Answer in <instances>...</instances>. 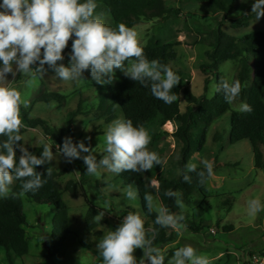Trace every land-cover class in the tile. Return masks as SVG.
<instances>
[{"label":"rangeland","instance_id":"1","mask_svg":"<svg viewBox=\"0 0 264 264\" xmlns=\"http://www.w3.org/2000/svg\"><path fill=\"white\" fill-rule=\"evenodd\" d=\"M164 2L167 7L176 9L179 13L166 20L142 21L133 28L137 31L138 39L143 47L153 36L160 39L163 44H175L174 51L177 53V58L175 61H170L169 66L181 74L180 83L177 86L180 88L181 111L184 113L187 104L182 90L185 87L197 97L206 95L209 98L212 85L216 83L213 81L210 84L209 92L206 94L204 86L207 76L201 71V66L208 63L206 44L216 22L212 20L205 3L197 0H164ZM252 3L253 0L237 3L231 15L226 17L223 27L226 33L240 38L264 31V17L257 22L255 19L251 21L248 28H234V20L252 14ZM99 16L107 25L113 27L112 18L108 12ZM217 18L222 19L223 15L219 14ZM70 50L71 39L64 50L65 60L62 62L65 66H68L67 53ZM126 66L130 64L127 62ZM238 66L239 60L229 61L219 67V72L231 81ZM52 76L54 72L48 71L44 77H37L31 84L19 85L23 98L29 101V107L26 108L29 116L33 119L40 118L48 121L58 137L63 134L67 137V114L77 109L79 102L82 101L83 114L76 119L73 142L83 141L86 146L93 149V152L82 153V155L94 154L99 161L104 155L101 153L104 148V130L111 122L101 110V100L109 97V92L104 87L107 84H96L88 71L84 72V79L77 82H62L51 78ZM123 77L124 73L116 69L113 81ZM8 78L12 86H17L19 81L14 80H19L20 74L15 78L9 75ZM42 81L45 84L44 87H42ZM251 81L249 75L247 88ZM42 91L60 94L66 98V103L63 105L37 103L36 99ZM109 103L112 102L109 101ZM231 109L233 112H240L239 103H232ZM230 116L229 112L209 127L202 151L194 149L189 163L200 167L203 166L201 163L203 159L214 162V176L207 182L205 198L195 195L190 201L183 200L187 206V210L183 213L185 215L183 222L193 226L195 231L186 227L175 244L159 247L165 256L170 250L190 244L198 250V254L206 255L210 264H247L250 255L264 252V211L256 216L247 214V201L250 198L259 197L264 201V145L261 147L263 168L256 169L250 142L230 143ZM121 117H123L121 111L117 109L114 119ZM177 126L178 124L169 122L164 126L154 124L148 129L152 137L148 146L149 150L157 152L164 160L163 167L157 166L169 179L181 174V144L175 136ZM23 131L25 147H41L46 142L53 145L52 150L54 155L56 154L58 142L47 137L42 128L24 127ZM218 136L222 138L220 141H216ZM50 164L58 172L70 166L66 174L57 180L62 198L69 208L70 234L64 238L60 228L55 231L56 212L52 205H39L23 198L24 214L28 221L26 230L29 254L19 258L12 252L8 253L0 249V264H103L96 245L108 231L115 230L129 212H139L145 221V229L148 230V234L151 233L152 222L142 211L139 194L134 201L125 200L122 191L126 186L117 175L101 169V176H88V181L84 184L82 169H86V165L82 159L68 163L61 155ZM70 181L79 186L76 197L67 190ZM153 181L155 180H151V185L157 187L158 183L155 181L156 184H153ZM14 186L13 182L9 195ZM153 197L156 205H160L159 198ZM92 207L105 213L98 223L97 231L101 232V237H96L86 227L85 218ZM127 210H129L128 213H125ZM154 211L156 212L155 209ZM180 212L181 210L178 214ZM196 227L198 230L195 229ZM211 231L215 234H211ZM133 254L139 260L143 257V250L136 249Z\"/></svg>","mask_w":264,"mask_h":264},{"label":"clouds","instance_id":"2","mask_svg":"<svg viewBox=\"0 0 264 264\" xmlns=\"http://www.w3.org/2000/svg\"><path fill=\"white\" fill-rule=\"evenodd\" d=\"M97 0H0V199L9 196L14 181H21V194L35 192L51 177V167L42 176L37 166L46 165L63 156L72 163L82 159L86 165V175L101 176V169L114 175L130 171L144 173L156 165L164 166V160L155 151L149 150L152 137L143 124H135L131 119L116 118L104 130L102 159L97 161L93 149L83 141L74 143L72 137H65L62 146L43 143L39 156L29 151L24 144L21 130L26 127L21 109L29 107L19 85L31 84L37 76L44 77L48 70L62 82H77L85 71L90 73L96 84H111L115 70L120 69L126 77L150 88L151 94L166 105L178 100L173 89L180 83L179 75L159 60H149L134 28L119 23L115 27L107 25L96 14ZM251 13L255 21L264 17V0H253ZM71 39V50H64ZM61 62V63H58ZM128 62L130 66H126ZM38 65L37 67H33ZM47 65V68L45 67ZM20 74L19 84L12 86L9 75L15 78ZM241 81L223 79L212 85L209 98L222 93L228 104L234 103L241 95ZM241 113H250L251 105L241 101ZM90 139V138H89ZM17 149L21 153L17 158ZM203 169L197 171L194 163H188L182 177L191 183V173H196L198 183L204 185L214 176V162L201 161ZM153 184H156L153 181ZM127 201L138 197V190L128 185L122 191ZM167 197L175 198V205L181 210L174 213L166 205H156L154 197L145 193L144 201L149 213L154 209V223L160 228L172 229L182 235L186 225L183 214L187 210L181 194L167 190ZM264 211V201L259 197L247 201V214L256 216ZM103 211L95 216L99 223ZM97 250L103 264H165V254L154 246V237L148 235L145 221L139 212H129L115 230H110L98 241ZM142 249L143 257L137 260L134 250ZM167 264H210L206 255L198 254L192 245L177 248Z\"/></svg>","mask_w":264,"mask_h":264},{"label":"trees","instance_id":"3","mask_svg":"<svg viewBox=\"0 0 264 264\" xmlns=\"http://www.w3.org/2000/svg\"><path fill=\"white\" fill-rule=\"evenodd\" d=\"M197 1L207 4L212 20L216 22V26L212 30L206 44L208 46L206 52L208 63L201 66V71L207 76L204 86L205 92L206 94L209 92V86L213 81L218 83L226 79L225 75L219 72V67L222 64L239 60V66L233 80L238 79L241 81L242 91L240 97L235 102H247L251 105L252 111L250 113L233 112L231 104L225 102L222 93H216L212 98H208L206 95L197 97L189 88L185 87L182 92L187 107L185 112L182 113L179 102L180 88L178 86L173 89L178 94V100L171 105H166L151 94L150 88L142 87L138 82L129 79L125 75L118 81H113L111 84L104 86L107 88L110 98L107 96L105 100H101V110L109 122L114 120L117 109H119L123 118L131 119L134 125L143 124L147 130L154 124L160 126H164L169 122L178 124L175 133L176 138L181 144V174L178 177L173 179L165 177L157 165L152 170L145 171L144 173L127 171L118 175L124 186L132 185L138 190L142 211L152 222L151 233L148 235L154 237V246L156 247L175 244L178 241L179 235L172 229L160 228L154 223L157 213L154 210L151 213L148 212L144 195L148 193L157 196L161 204L168 206L172 212L177 214L180 209L175 205L174 197H167L165 195L167 190L180 193L182 199L186 201L192 200L195 195H199L202 198L206 197V185L208 181L204 185H200L196 173H191L192 181L189 184L183 180L182 173L185 166L189 163L194 149L197 151L203 150L208 129L216 120L229 112L231 113L230 143L237 144L242 141H249L256 169L263 168L261 147L264 145V31L254 32L238 38L229 35L223 30L226 17L231 15L237 3L243 0ZM97 3L96 14L101 15L104 12H108L112 18L113 27L119 23H124L126 26L133 28L142 21L166 20L179 13L178 10L167 7L164 0H97ZM219 14L223 15L222 19L217 18ZM254 19L255 15L250 14L234 20V28H248ZM143 48L144 54L149 60L156 59L162 64L169 65L170 61H175L177 58V53L174 51L175 44H163L155 36ZM45 67L47 68V66ZM176 73L181 77L180 73ZM249 75L252 81L247 88V78ZM44 86L45 84L42 81V87ZM109 101L112 103L110 104ZM36 102L63 105L66 103V98L57 93H44L42 91L37 97ZM21 114L26 128H42L47 137L62 146L65 135L63 134L58 137L50 127L48 121L40 118H31L25 108L21 109ZM81 114H83L82 101L79 102L77 109L71 110L67 114V137L70 136L74 139L76 119ZM23 134L24 131L22 129V137ZM221 139L218 136L216 141H220ZM19 143L24 144V141ZM28 149L33 154L39 156L43 150V146L28 147ZM20 154L17 149V158H19ZM49 167H51L50 162L46 165L37 166L36 171L46 177V169ZM69 168L70 166L68 165L65 170L58 172L51 167V177H46V183L35 192L21 194L22 182L18 180L14 181L15 186L12 193L7 198L0 200V249H4L8 253L12 252L19 258L28 256L29 254L26 230L28 221L24 214L23 198L39 205H52L56 212L54 221L56 226L55 231L60 228L63 231L64 238L70 234L69 208L62 198L57 181L58 178L66 174ZM202 169L203 166H197V171ZM85 173L86 169H82V183L84 184L88 181V175ZM153 179L158 183L157 187L151 185V180ZM78 187L77 183L70 181L67 185V190L73 197H76ZM129 210L125 211V213H128ZM97 214H99L98 209L90 208L87 212L85 223L90 233H93L96 237H101V232L97 231L99 225L95 220ZM182 223L195 231L192 228L193 226H189L185 222ZM195 229L198 230L197 227ZM175 250H170L165 256V264H167L168 259L171 258Z\"/></svg>","mask_w":264,"mask_h":264},{"label":"built area","instance_id":"4","mask_svg":"<svg viewBox=\"0 0 264 264\" xmlns=\"http://www.w3.org/2000/svg\"><path fill=\"white\" fill-rule=\"evenodd\" d=\"M211 234H215L214 231H211ZM247 264H264V252L263 253H254L250 255Z\"/></svg>","mask_w":264,"mask_h":264}]
</instances>
